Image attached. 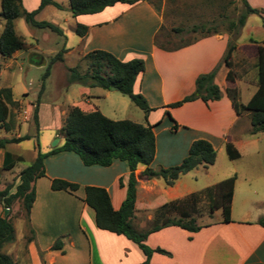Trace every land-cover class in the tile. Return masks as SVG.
<instances>
[{
  "label": "crops",
  "instance_id": "1",
  "mask_svg": "<svg viewBox=\"0 0 264 264\" xmlns=\"http://www.w3.org/2000/svg\"><path fill=\"white\" fill-rule=\"evenodd\" d=\"M247 1L254 8L261 9L264 5L258 4L257 0ZM76 18L78 22L84 24L80 25L88 28L87 36L81 39L88 41L89 51H107L124 62L133 60L130 59V54L134 52V55H138L139 51V56L147 59L150 69L139 75L134 91L142 94L148 103L155 93L156 100L164 106L163 114L160 116L162 118H151V112L149 121L153 125L160 119L163 121L165 117L168 118L165 116L166 106L194 93L195 82L200 75L210 73L221 64L229 42L227 35H215L202 38L180 50L164 51L154 43L155 37L164 25L163 20L147 1L132 6L118 3L101 13ZM133 39L135 41L147 39L149 46L145 50L137 51L134 48L136 51H132L130 48ZM243 45L239 43V48ZM239 48L237 47V51L233 54L232 68L222 63L218 71L216 83L223 93L220 101L205 104L201 100H196L180 108L170 109L179 128L174 131L173 123L168 118V125L163 131H159L157 127L154 129L157 149L155 159L150 166L157 170L180 165L188 156L192 143L197 140L210 142L217 151V156L219 154L222 156L223 151L228 156L227 144H232L240 155L238 159L232 161H240L243 158L247 161L243 177L246 185H242V189H238L239 172H236L231 222H225L222 214V218L217 222L211 220L205 224H198L201 230L197 233H190L176 226L151 233L147 238L151 249H162L170 255L155 253L150 264H264V227L258 224L259 220L264 218V210L257 209L264 206V146L260 143L262 133L257 135L251 133L249 114L238 116L226 94L227 89L231 88H237L240 95L244 89L249 90L253 85L248 80L251 79L250 75L254 70L256 71L253 79L255 87H252V94L244 104H247L258 90L255 67L257 50L253 54V61L245 58L240 60ZM230 70L236 76L235 82L227 80ZM155 87H157L156 91L153 89ZM82 109L87 112L99 110L88 101ZM246 118L250 122L248 126H246ZM40 120L39 108V122ZM244 120L245 123H242ZM162 135L167 137L165 145L160 143L159 137ZM2 151L4 149H0L3 165ZM215 165L216 162L210 168H214ZM45 167L47 186L50 190L41 193L40 185L45 178L37 181L36 201L31 211L33 228L40 229L41 221L46 220L43 217L51 223L55 218L56 203L62 201L68 207L64 211L66 213L64 221L69 223L67 229V233H71L69 245L75 250L82 247L83 264H140L145 261V255L136 244L124 236L99 230L95 225L93 210L83 202L86 187H99L108 191L113 208L119 210L126 197V188L121 187L120 180L123 179L126 183L130 175L126 163L116 160L110 167H86L77 155L60 153L48 158ZM144 169L139 172H143ZM201 170L210 172V169L200 166L190 173L199 175ZM188 174L181 176L172 187L166 186L163 180L160 182V179H139L133 219V226L137 231L151 230L155 225L157 212L171 202H180L184 210L193 212L195 206L203 201L204 197L199 196L196 202L193 200L188 202L193 195L202 193L195 192L183 181ZM230 177L232 176L228 178ZM54 179L78 184L80 189L74 195L54 192L51 190V182ZM215 186L208 189L207 200L210 206ZM237 201L241 206L235 210ZM217 211L212 212L217 213ZM51 249L52 245L47 248L48 251H44V254L48 252V255L44 256V261L46 264H58L63 255L53 254L58 251ZM79 259L81 260L80 257ZM42 263L39 256L31 254V264Z\"/></svg>",
  "mask_w": 264,
  "mask_h": 264
},
{
  "label": "trees",
  "instance_id": "2",
  "mask_svg": "<svg viewBox=\"0 0 264 264\" xmlns=\"http://www.w3.org/2000/svg\"><path fill=\"white\" fill-rule=\"evenodd\" d=\"M147 0H69L70 12L73 17L90 16L103 12L105 9L114 7L118 3L135 5ZM244 13L238 21L231 23L229 30L234 32L235 40L247 24L248 17L258 16L262 20L264 29V10L253 8L247 0H241ZM2 13L1 18L5 21V28L0 36V61L11 58L16 52L25 47V40L15 31L14 22L19 17H24L25 21L37 28H49L56 33H62L55 25L48 22H37L35 17L47 6H54L57 9L62 7L55 0H41L38 9L27 12L23 9L22 0H1ZM162 30V29H161ZM177 33L198 32L204 35L201 38L189 41L181 46L168 48L159 41V34L155 37V45L168 52L180 50L193 45L202 38L215 35H221L217 27L207 29L205 25L193 26L190 30L177 29ZM76 33L81 38L87 36L88 28L83 25L77 27ZM251 43L257 47L255 58V67L257 69L258 90L247 104H244L240 98V92L237 88L227 89L226 94L232 103L238 116L249 114L251 120V133L257 135L264 132V42H256L253 39ZM237 51V45L233 40L228 42V47L221 64L232 68V57ZM63 52H67L64 49ZM63 61V55L59 54L53 61ZM84 60L88 64V70L78 73L72 69V80L90 87H100L104 90L117 88L124 96L145 113L146 124H137L132 121H114L104 116L99 110L90 112L82 108L72 107L64 121L60 133L63 136V144L52 148L48 153L42 154L38 150V155L32 164L25 168L19 175V185L14 193H11L12 186L6 187L0 191V205L9 212L13 205L20 201L25 212L26 221L31 220V211L36 201V183L39 179L46 177L45 160L60 153H73L77 155L86 167L99 166L110 167L114 161L118 160L127 164L130 175L128 181L124 183L120 180L121 187L126 188V197L119 210L113 208L111 197L107 190L99 187H86L84 189L83 202L91 208L95 215V225L99 230L107 231L119 236H124L143 252L146 259L140 264H150L153 254L159 253L170 255L162 249H151L146 245L148 236L151 233L158 232L164 228L176 226L190 233H197L201 227L197 224L194 214L184 210L180 202H171L159 210L155 217L154 227L147 232H139L133 226V219L136 211L137 187L139 179L163 180L166 186L172 187L175 182L183 175H186L200 166L208 168L215 164L217 151L213 145L206 140L194 141L190 147L188 156L183 162L174 167L152 169L156 155L157 140L154 129L162 121L155 125L149 121L151 112L154 111L147 99L140 93L134 91L135 83L140 74L145 71V63L141 59H133L124 62L113 54L97 50L88 53ZM219 64L213 71L200 75L195 82V91L182 100L166 106L165 116L173 123V130L176 131L179 125L170 113V109L180 108L187 103L201 100L205 104L220 101L223 93L216 83V77L220 69ZM49 74L45 75V77ZM227 80L235 82L236 76L232 70L229 71ZM43 89V88H42ZM41 96V94L39 95ZM13 91L10 88L0 89V128L7 133L12 132L13 123L11 108L16 106ZM40 100L37 101L33 120L39 130V108ZM30 135L14 138H0V149H6L7 146L20 144L30 140ZM227 153L231 160L240 157L232 144H227ZM24 161V158L5 152L3 169L12 171L18 164ZM145 168L143 172H139ZM237 177L233 176L221 181L214 187V196L211 201V210H221L224 221L231 222V205L234 196V189ZM80 189L78 184H74L62 179H54L51 182V190L54 192H66L76 194ZM199 195H193L189 200H196ZM178 214L179 218L172 217ZM259 225L264 227V218L260 219ZM16 240L15 228L9 215H0V264H18L10 256L1 251L4 246L14 243ZM63 248L62 241L58 240L52 250L58 251Z\"/></svg>",
  "mask_w": 264,
  "mask_h": 264
},
{
  "label": "rangeland",
  "instance_id": "3",
  "mask_svg": "<svg viewBox=\"0 0 264 264\" xmlns=\"http://www.w3.org/2000/svg\"><path fill=\"white\" fill-rule=\"evenodd\" d=\"M55 1L62 7L61 9L47 6L35 17V20L51 23L58 27L62 33H56L49 28L34 27L27 23L24 17H19L15 20L14 26L16 33L24 38L25 47L16 52L11 58L0 61V89L10 88L13 91L14 100L17 102V105L11 108L13 130L7 133L0 128V138H17L25 135L31 137L30 140L20 144L9 145L2 151L4 154L9 152L20 156L24 158V161L12 171H5L0 157V191L8 186L13 187L11 193L16 191L20 183V173L36 159L38 150L42 154H46L52 148L63 144L64 138L60 133V129L69 110L74 106L82 108L85 106V102L88 101L111 120H127L137 124H146L144 111L119 91L90 87L72 80V69L79 74H84L88 70V64L84 57L92 51L88 50V41L82 40L76 33L77 27L83 23L78 22L77 18L72 16L69 0ZM147 2L151 4L156 14L163 20L164 25L159 32V41L168 48L181 46L189 41L201 38L204 35L201 32L197 34L176 32L177 29L188 31L196 25H205L207 29L211 30L217 27L221 35H227L229 41L233 40L238 48L239 43L244 44L239 48L240 60L245 58L253 61V54L256 53L257 47L250 42L251 39L259 43L264 42L262 20L258 16L248 17L247 25L241 30L236 40L234 32H230V24L237 22L245 11L241 0H147ZM39 3L40 0H22L23 9L27 12L38 9ZM257 3L264 4V0H257ZM263 6L261 9L264 8ZM1 13L2 3L0 0V36L5 28V21L1 18ZM131 43H133L130 48L132 51H136L134 48L137 51L138 49L145 50L149 46L147 39H139L138 41L133 39ZM64 49L67 52H63ZM133 53L130 54V59L143 60L145 70H149L150 64H148L147 59L139 56V51L138 55ZM59 54L63 55V61L58 60L52 64V61ZM48 71L49 74L45 77ZM255 75L256 71L254 70L250 75L251 79L248 80L253 85L252 87H255V82H253ZM148 76L150 77V75ZM252 87L249 90L244 89L242 91L240 98L243 103L249 100L253 91ZM156 88L153 89L156 91ZM40 94L41 96H39ZM38 100H40L42 106L40 107L39 130L33 120V112ZM149 100L150 107L154 109L151 118H162L160 116L163 114L164 106L156 100L155 93ZM168 120L166 117L163 119L157 127L160 129L159 131H163L167 127ZM242 123H245V120ZM248 125H250V122L246 118V126ZM159 138L162 145L167 143L166 136L162 135ZM260 139L261 145L264 146V133L261 134ZM57 140H59L58 143H56ZM217 157L214 168H206L210 169L209 173L201 170L199 175L189 173L183 178V181L192 190L195 192L201 191L202 193L198 195L204 197L203 201L197 204L192 212L199 225L211 220L217 222L219 218H222V211L218 210L217 213H213L211 206L208 204V189L211 186L220 183L219 180L236 176V172H239L238 189H242V185H246L243 177L246 172L247 159L232 161L224 151L222 156L219 154ZM46 178L47 175L41 182V193L50 190ZM160 182L163 181L160 180ZM240 206L239 201L235 202V210ZM55 207L53 221L50 223L46 217H43L46 222L41 221L40 229H35L31 225V221L29 223L26 221L25 212L20 201L13 205L10 212L0 205V215H9L16 233L15 242L4 246L1 252L10 256L18 264H31V254L32 256L36 254L42 259V264H46L44 256L48 255V252L44 254V251L50 245L53 248L55 243L60 240L63 243V248L58 252H53V254L63 255L60 257L58 264H83L81 262L83 261L82 247L75 250L69 245L68 240L71 236V233H67L69 223L64 221L66 218L64 211L68 207L62 201H57ZM257 209L264 210V206L257 207ZM172 217L179 218L178 215ZM77 235L81 234L77 233ZM146 245L151 248L148 241ZM62 252L64 253L62 254Z\"/></svg>",
  "mask_w": 264,
  "mask_h": 264
},
{
  "label": "water",
  "instance_id": "4",
  "mask_svg": "<svg viewBox=\"0 0 264 264\" xmlns=\"http://www.w3.org/2000/svg\"><path fill=\"white\" fill-rule=\"evenodd\" d=\"M111 89H112V91H118L117 88H111ZM58 142H59V140L56 141V143H58ZM56 143H55V145H56Z\"/></svg>",
  "mask_w": 264,
  "mask_h": 264
}]
</instances>
